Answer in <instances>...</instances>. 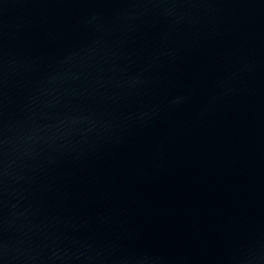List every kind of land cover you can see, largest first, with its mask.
<instances>
[{
  "label": "water",
  "instance_id": "1",
  "mask_svg": "<svg viewBox=\"0 0 264 264\" xmlns=\"http://www.w3.org/2000/svg\"><path fill=\"white\" fill-rule=\"evenodd\" d=\"M0 264H264V0H0Z\"/></svg>",
  "mask_w": 264,
  "mask_h": 264
}]
</instances>
